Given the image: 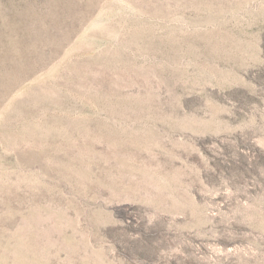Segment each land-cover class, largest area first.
<instances>
[{
	"label": "rangeland",
	"instance_id": "obj_1",
	"mask_svg": "<svg viewBox=\"0 0 264 264\" xmlns=\"http://www.w3.org/2000/svg\"><path fill=\"white\" fill-rule=\"evenodd\" d=\"M0 264H264V0H0Z\"/></svg>",
	"mask_w": 264,
	"mask_h": 264
}]
</instances>
